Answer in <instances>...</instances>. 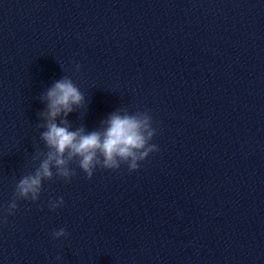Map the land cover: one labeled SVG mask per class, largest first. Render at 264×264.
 Wrapping results in <instances>:
<instances>
[{
	"label": "water",
	"instance_id": "obj_1",
	"mask_svg": "<svg viewBox=\"0 0 264 264\" xmlns=\"http://www.w3.org/2000/svg\"><path fill=\"white\" fill-rule=\"evenodd\" d=\"M64 75L74 128L149 112L159 151L25 200ZM0 209V264H264V0H0Z\"/></svg>",
	"mask_w": 264,
	"mask_h": 264
},
{
	"label": "clouds",
	"instance_id": "obj_2",
	"mask_svg": "<svg viewBox=\"0 0 264 264\" xmlns=\"http://www.w3.org/2000/svg\"><path fill=\"white\" fill-rule=\"evenodd\" d=\"M76 68L80 65L76 64ZM40 99L45 103V109L39 113L43 120L40 127L44 129L40 138L48 151L34 172L18 180L16 195L20 198L39 201L44 182L54 176L70 182L76 174L70 167L71 161H77L79 168L92 178L97 168L118 169L126 164L130 171L138 170L142 161L159 151V146L152 143L157 129L149 112L130 114L117 109L101 121L99 128H74L68 117L85 107V95L69 75L55 80ZM63 203L60 197L50 207L55 210ZM17 208L13 199L7 206L8 214L13 215ZM52 235L60 239L67 235V230L61 227Z\"/></svg>",
	"mask_w": 264,
	"mask_h": 264
}]
</instances>
